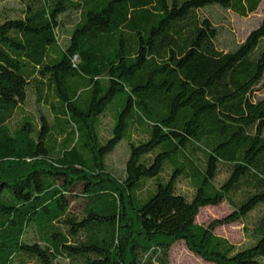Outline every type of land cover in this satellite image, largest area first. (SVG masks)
<instances>
[{
  "label": "trees",
  "instance_id": "trees-1",
  "mask_svg": "<svg viewBox=\"0 0 264 264\" xmlns=\"http://www.w3.org/2000/svg\"><path fill=\"white\" fill-rule=\"evenodd\" d=\"M9 1L0 264H171L179 241L214 264H264V18L225 50L202 12L246 17L264 0ZM225 201L232 213L197 222ZM245 219L246 247L216 233Z\"/></svg>",
  "mask_w": 264,
  "mask_h": 264
},
{
  "label": "rangeland",
  "instance_id": "rangeland-1",
  "mask_svg": "<svg viewBox=\"0 0 264 264\" xmlns=\"http://www.w3.org/2000/svg\"><path fill=\"white\" fill-rule=\"evenodd\" d=\"M9 6L19 7L20 3L10 0L6 3ZM4 4H0V10ZM202 12L212 18L218 27L220 35L218 44L225 50H231L245 41L252 30L258 27L263 18V4L259 9L246 17L240 16L231 10L223 9L220 6H212L202 10ZM259 96H264V89L259 92ZM32 109V108H29ZM129 150L127 144L123 141L113 155L109 158V163L115 169L121 171L124 169ZM233 208L228 202H223L216 206L203 207L197 217L200 224H209L212 220L222 218L232 213ZM216 233L229 239L238 247L243 248L250 244L252 232L248 228V221L239 220L232 223H225L216 228ZM58 264H70L67 261H61ZM171 264H214L208 262L195 254L188 248L184 241L175 243L171 249Z\"/></svg>",
  "mask_w": 264,
  "mask_h": 264
}]
</instances>
